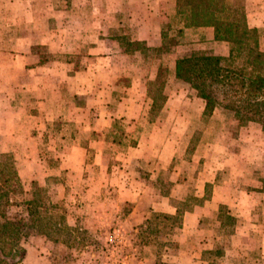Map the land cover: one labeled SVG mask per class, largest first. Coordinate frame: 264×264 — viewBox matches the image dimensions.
Here are the masks:
<instances>
[{"label":"crops","instance_id":"obj_1","mask_svg":"<svg viewBox=\"0 0 264 264\" xmlns=\"http://www.w3.org/2000/svg\"><path fill=\"white\" fill-rule=\"evenodd\" d=\"M60 1L0 0V152L20 151L26 164H43L38 153L45 135L52 134L68 150L64 161L68 173L80 174L79 180L104 182L99 188H114L120 202L132 205L128 216L132 228L136 230L150 213L173 215L177 208L169 199L174 190L183 194V186L172 185L168 193L159 194L154 186H147L151 170V176L144 175L147 180L135 177L130 170L145 161L143 153L138 154V144L121 148L120 159L115 158L119 164L110 166L104 160L106 151L116 150L118 145L107 137L110 117L138 116L135 103L145 97V84L157 70L155 67L146 76L139 63L115 59L114 54L128 57L119 41L127 36L130 42L158 47L164 13L173 0H100L93 15L81 17L72 12L70 0L64 1L70 5L68 12L61 13ZM261 2L244 0V7ZM113 18L116 37L109 35ZM185 31L196 35L204 32L213 40L211 28ZM120 78L128 81L118 91ZM168 101L165 98L161 111ZM128 102L133 103L131 115L126 110L112 113L109 108L113 103L125 108ZM201 112L202 107L198 118ZM58 124L59 130L51 128ZM250 125L238 128L235 138L225 132L202 146L193 195L197 205L181 212L180 228L173 238L178 251L176 264H208L204 256L209 251L213 256L218 252L212 261L215 264H264V142L257 147L248 134L258 130L264 140V132ZM169 138L163 147H157L164 158L156 162V169L167 170L172 163ZM88 152L89 166L98 167L100 176L82 175ZM184 196L177 199L184 202ZM221 209L232 222L228 244L234 247L229 251H219L224 226Z\"/></svg>","mask_w":264,"mask_h":264},{"label":"rangeland","instance_id":"obj_2","mask_svg":"<svg viewBox=\"0 0 264 264\" xmlns=\"http://www.w3.org/2000/svg\"><path fill=\"white\" fill-rule=\"evenodd\" d=\"M64 1L61 0L59 4L61 13L68 12L70 8L69 3H64ZM70 1L76 5L72 6V12L79 17L85 14L93 15L99 9L100 0ZM260 1H262L260 5L245 7V13L249 26L261 25L259 46L264 51V0ZM173 5L174 0L164 13L166 16L164 24L167 22V16L171 13ZM117 34L116 19L113 18L110 20L109 35ZM123 38L129 41L127 36ZM119 43L122 48L126 49L125 52H128V57L120 58L118 54H114L115 59L118 57L117 60L124 59L130 64L139 63L141 69L145 70L146 76L152 73L155 67L165 68V85L162 94H165V98L169 101L163 111L161 109L156 113L151 112L150 102L147 101L146 82L145 97L142 96L135 103L139 109L138 116L110 117L107 137L118 141V145L116 150L111 148L106 151L104 160L109 162L110 166L119 164L115 158L120 159V153L124 152L122 149L138 144V154L143 153L145 161L139 165V168L131 169V173L139 179H144V175H150L151 170L153 174L150 175L147 186H154L159 194L168 193L172 185H182L186 195L184 196L185 201L181 202L177 199L184 193L180 194L179 190H174L173 197L169 199L170 205L179 211L196 206L197 199L193 195L196 191V174L200 168L196 161L201 156L202 146L214 136L226 135L225 132L235 138L238 128L231 114L220 110H215L212 117L207 120L198 118L202 102L195 97L192 90L174 78V62L192 50H203L210 54H227V45L215 43L208 39V35L204 32L196 35L192 31L183 32L178 46L165 55H154L150 51L151 48L144 49L143 43H138L136 46L126 45L124 40ZM127 81V78L118 80V91L126 85ZM119 93L121 92H117ZM132 104V102L125 103V108H123V104L113 103L109 108L113 111L112 113L119 114L118 112L124 110L122 112L127 111L131 115ZM250 124L251 127L259 129L257 124ZM51 128L59 130L61 127L58 124ZM249 133L255 146L260 147V143L264 142L262 133L258 130L257 132L250 130ZM167 137H170L168 142L172 139L174 152L172 163L167 170L156 169L154 168L156 162L164 158V155H161L162 150H158L157 147L159 145L163 147ZM43 141V147L38 155L44 165L34 164L35 161L33 164L30 162L26 164L24 160L26 158L20 151L9 153L23 190L21 195L15 194V199L17 201L31 199L36 193L34 183L39 189L37 197L43 206L40 209L43 213L42 217L48 220V223L44 222L35 230H30L29 235L21 241L24 254L19 264H176L178 251L173 238L178 233L177 229L169 231L168 222L160 218L154 219L153 214L150 213L147 219L151 228L156 232L139 234L135 227L132 228L128 224L131 204L120 202L114 188L108 185L99 188L104 185V182L85 181L84 178L79 180L80 174L68 173V170L64 168L65 155L68 150L63 149L62 142L56 140L52 134H46ZM90 160L91 154L88 152L85 155L86 164L82 175H88L90 178L100 176L98 167L89 166ZM27 161L30 160L27 159ZM29 177H34V180H30ZM145 180H147L146 177ZM205 190L207 193L210 189L208 187ZM21 211L22 208L19 206L10 209L12 215ZM220 212L224 226L220 230L222 244L219 251H229L234 247L228 244L229 236L233 233L232 222L225 210L221 209ZM144 239L148 243L141 245V240ZM26 251L29 253L27 256ZM214 256L207 254L204 257L209 262L208 264H215L212 262Z\"/></svg>","mask_w":264,"mask_h":264},{"label":"trees","instance_id":"obj_3","mask_svg":"<svg viewBox=\"0 0 264 264\" xmlns=\"http://www.w3.org/2000/svg\"><path fill=\"white\" fill-rule=\"evenodd\" d=\"M197 28H211L213 40L227 45V55L192 50L175 60L174 78L202 101V119L220 110L231 114L236 128L255 123L264 132V51L259 46V29L247 23L244 0H174L167 22L160 28V45L149 49L154 55L169 54L178 46L184 30ZM121 40L126 45L138 44L123 37ZM165 76V68L158 66L154 78L146 84L151 112L161 110L165 102ZM33 186L36 193L31 199L17 201L15 194L21 195L23 190L14 162L9 153L0 154V264H19L24 254L21 241L30 230L48 223L40 211L39 189ZM14 206L22 211L12 215ZM181 212L176 209L173 215L152 214L154 219L168 222L172 231L180 228ZM137 230L139 234L156 232L148 219ZM147 243L144 239L140 244Z\"/></svg>","mask_w":264,"mask_h":264}]
</instances>
